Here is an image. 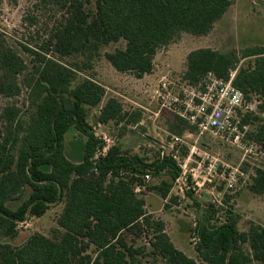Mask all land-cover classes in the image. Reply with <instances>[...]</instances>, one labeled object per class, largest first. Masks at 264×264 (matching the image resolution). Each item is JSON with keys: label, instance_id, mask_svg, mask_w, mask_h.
Masks as SVG:
<instances>
[{"label": "trees", "instance_id": "trees-1", "mask_svg": "<svg viewBox=\"0 0 264 264\" xmlns=\"http://www.w3.org/2000/svg\"><path fill=\"white\" fill-rule=\"evenodd\" d=\"M233 0H36L48 10L45 41L40 49L24 46L27 61L0 31V96L13 99L27 90L31 113L20 118L17 106L0 113V237L16 235L27 216L42 217L50 205L65 200L54 239L35 235L22 247L0 243V264H144L145 247L129 245L127 234L154 230L152 254L168 264H198L179 250L161 221L153 222L137 187L151 173H170L171 181L150 187L162 198L170 195L180 169L172 159L148 166L137 155L128 157L119 145L96 158L104 143L88 124L89 109L100 108L98 123L137 125L140 111L126 113L116 98L102 105L105 88L86 79L75 85L77 72L89 69L102 50L125 42L124 49L105 58L120 73L142 79L154 71L158 51L182 33L208 35L232 6ZM32 24L35 18L32 19ZM82 57V66L64 65V58ZM255 58L247 69L241 60ZM247 98L262 97L264 110V48L242 54L198 49L187 58L184 79L195 85L208 74L230 79ZM76 127L86 136L80 163L65 153V137ZM192 129L196 127L192 126ZM252 139H256L252 134ZM264 139V125L257 140ZM251 190L264 195V171L258 170ZM19 203L17 207L14 204ZM139 231V232H138ZM199 259L206 264H264V228L252 224L240 232L238 218L229 212L220 224H199Z\"/></svg>", "mask_w": 264, "mask_h": 264}, {"label": "rangeland", "instance_id": "rangeland-1", "mask_svg": "<svg viewBox=\"0 0 264 264\" xmlns=\"http://www.w3.org/2000/svg\"><path fill=\"white\" fill-rule=\"evenodd\" d=\"M49 11L38 9L36 0H0V31L8 43L27 63L31 57L24 46L40 49L45 41ZM35 18L32 24V18ZM125 42L105 47L101 57L93 61L91 68L77 72L75 85L91 79L106 90L102 105L109 99L119 100L126 113L140 111L142 120L137 125L98 123L100 108L89 109L88 124L95 135L104 143V149L98 150L96 158L106 153L110 147L119 145L122 153L128 157L137 155L148 166L164 158L175 161L180 169V177L186 179L188 188L184 192L175 189L173 182L170 195L163 199L160 191L150 187L158 186L163 180L171 181L170 173L159 176L149 174L144 186H138V194L146 200V211L153 222L161 221L166 233L175 246L198 264L202 262L196 252L200 237L196 233L199 224H220L229 212L238 218L240 232H248L252 224L264 228V195L251 190L254 180L248 186L235 191L227 190L224 173L245 170L249 175L258 170L264 171V139L257 140V134L264 125V110L248 119L250 138L259 149L254 157L255 165L245 156V152L211 134L199 136L178 111L185 100V90L190 86L202 87L205 77L195 85H189L184 75L187 71L189 54L198 49H212L222 54L264 48V0H233L227 13L206 36L180 34L167 47L161 48L154 60V71L138 79L131 73L117 72L105 58L107 53L124 49ZM82 57L64 58V65L74 67L84 64ZM255 58L241 60L238 69H247ZM238 70L232 74L236 76ZM21 96L9 99L0 96V113L8 106H17L21 110L20 118L28 121L32 112L27 101V90L23 88ZM87 138L76 127H72L65 137L66 156L77 164L83 161ZM179 177V178H180ZM178 178V179H179ZM223 194L220 203L214 202V194ZM19 203L14 204L17 207ZM46 214L40 218L27 216L19 222L17 233L12 237H0V243L22 247L35 235L54 239L60 234L59 220L65 208V200L50 205ZM139 232V231H138ZM154 230L148 227L134 235L127 234L129 245L135 248L145 247L141 259L144 264H168L152 254ZM253 264H260L254 262Z\"/></svg>", "mask_w": 264, "mask_h": 264}, {"label": "built area", "instance_id": "built-area-1", "mask_svg": "<svg viewBox=\"0 0 264 264\" xmlns=\"http://www.w3.org/2000/svg\"><path fill=\"white\" fill-rule=\"evenodd\" d=\"M235 76L230 79L218 78L214 74H208L202 87L190 86L185 90V100L178 114L191 126L199 131V136L211 134L245 152V156L253 159L246 161L255 165V158L259 149L255 143L249 141L250 133L248 119L257 115L262 105L260 95H246L234 86ZM105 154V153H104ZM226 189L235 191L238 188L248 186L257 177L256 172L250 175L243 169L226 171L224 173ZM149 179V175L145 177ZM184 192L188 186L186 179H177L175 189ZM223 194L219 191L214 194V202L220 203Z\"/></svg>", "mask_w": 264, "mask_h": 264}]
</instances>
